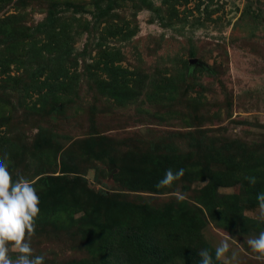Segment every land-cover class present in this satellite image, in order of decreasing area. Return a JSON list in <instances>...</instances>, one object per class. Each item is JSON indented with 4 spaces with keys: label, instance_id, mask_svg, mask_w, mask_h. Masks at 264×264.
I'll use <instances>...</instances> for the list:
<instances>
[{
    "label": "rangeland",
    "instance_id": "obj_1",
    "mask_svg": "<svg viewBox=\"0 0 264 264\" xmlns=\"http://www.w3.org/2000/svg\"><path fill=\"white\" fill-rule=\"evenodd\" d=\"M110 53L131 80L104 69ZM5 155L39 196L30 244L44 264H104L95 238L130 224L160 263L207 249L221 264L229 236L230 264H259L246 240L264 222L243 192L246 176L264 192V0H0Z\"/></svg>",
    "mask_w": 264,
    "mask_h": 264
},
{
    "label": "clouds",
    "instance_id": "obj_2",
    "mask_svg": "<svg viewBox=\"0 0 264 264\" xmlns=\"http://www.w3.org/2000/svg\"><path fill=\"white\" fill-rule=\"evenodd\" d=\"M7 156L0 158V264H44V257L33 255V248L30 240L35 232V219L40 212L39 196L36 189L28 179L20 176L13 179L6 162ZM184 175V169H179L175 173L168 169L164 177L159 180L156 187L166 188L179 180ZM245 179L250 184L255 185L254 176H246ZM179 201H183L185 196L179 192L174 193ZM258 202V219L264 222V192L256 196ZM231 237L225 236L215 247V260L221 264H230L236 260V253L230 251ZM254 259L259 264H264V231L258 236L246 240ZM11 254H15L13 259ZM200 264H213V256L205 249L199 252Z\"/></svg>",
    "mask_w": 264,
    "mask_h": 264
},
{
    "label": "trees",
    "instance_id": "obj_3",
    "mask_svg": "<svg viewBox=\"0 0 264 264\" xmlns=\"http://www.w3.org/2000/svg\"><path fill=\"white\" fill-rule=\"evenodd\" d=\"M66 35V34H65ZM113 59H116V56H114L113 53H110L107 58L105 59V67L104 69H108L110 72L117 73L115 77L118 76H124L125 79L131 80L133 77L128 73L126 69H124L121 66L115 67ZM111 74V73H110ZM114 76V74H112ZM96 77V76H95ZM61 75L58 74L56 77L51 81V85H55L54 88H58L59 84L57 82H60L61 85H63V80L60 81ZM102 82V81H101ZM101 84V83H100ZM60 85V86H61ZM46 86V84H44ZM129 85L124 86L123 88H128ZM122 88V89H123ZM112 90L111 93L118 95L119 93H122L124 90ZM226 154L221 153L219 154L222 156V158L226 159L227 154L229 153V150H226ZM210 170V168L205 167L202 169L201 173H204L206 171ZM211 171V170H210ZM200 172V171H199ZM210 178L211 182L214 184L215 187H218L221 185L223 182H221V179L223 178V175L221 172H210ZM246 190L249 189L251 190L250 192H243L245 196H243V200L249 204V205H257V193L258 190L249 182H246L245 186ZM259 193V192H258ZM228 202H231L228 200ZM235 210L238 213V206L235 203L233 205ZM188 223V221H185ZM131 226H125L124 230L122 231L123 234L119 236L111 235L109 234L108 236H97L95 239L100 241L102 246L105 247L104 252H103V260L104 264H122V263H131V264H174L173 258L167 259L164 263H160V257L162 255V252H160L154 245L155 241L152 239H149V234L148 231L141 226L137 224H130ZM99 228H95L92 230H97ZM124 247L125 250L123 249ZM113 247V248H112ZM109 249H111V252H109ZM119 254H123L124 256H121ZM211 254V253H210ZM212 255V254H211ZM131 256H134L132 260L129 258ZM118 258V259H116ZM146 261V262H145Z\"/></svg>",
    "mask_w": 264,
    "mask_h": 264
},
{
    "label": "water",
    "instance_id": "obj_4",
    "mask_svg": "<svg viewBox=\"0 0 264 264\" xmlns=\"http://www.w3.org/2000/svg\"><path fill=\"white\" fill-rule=\"evenodd\" d=\"M191 61H192V62H196V61H197V59H192ZM112 166H114V165H112Z\"/></svg>",
    "mask_w": 264,
    "mask_h": 264
}]
</instances>
